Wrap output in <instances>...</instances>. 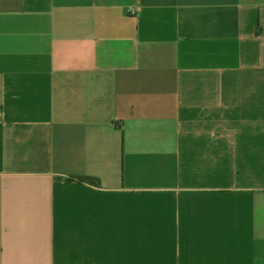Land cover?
Returning <instances> with one entry per match:
<instances>
[{
    "label": "crops",
    "instance_id": "0c3cea01",
    "mask_svg": "<svg viewBox=\"0 0 264 264\" xmlns=\"http://www.w3.org/2000/svg\"><path fill=\"white\" fill-rule=\"evenodd\" d=\"M0 264H264V0H0Z\"/></svg>",
    "mask_w": 264,
    "mask_h": 264
},
{
    "label": "trees",
    "instance_id": "16d2710c",
    "mask_svg": "<svg viewBox=\"0 0 264 264\" xmlns=\"http://www.w3.org/2000/svg\"><path fill=\"white\" fill-rule=\"evenodd\" d=\"M76 179H78L81 182L90 183V184H92L94 186L99 187V181L96 178H94V177L80 175V176H76Z\"/></svg>",
    "mask_w": 264,
    "mask_h": 264
}]
</instances>
